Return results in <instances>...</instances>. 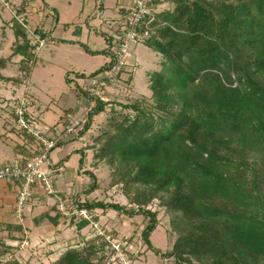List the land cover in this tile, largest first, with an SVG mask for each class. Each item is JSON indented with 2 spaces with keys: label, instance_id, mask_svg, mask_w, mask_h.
Here are the masks:
<instances>
[{
  "label": "trees",
  "instance_id": "1",
  "mask_svg": "<svg viewBox=\"0 0 264 264\" xmlns=\"http://www.w3.org/2000/svg\"><path fill=\"white\" fill-rule=\"evenodd\" d=\"M171 1L172 10L153 14L148 25L146 16L137 27L140 43L162 59L146 74L151 100L120 103L119 116L109 118L93 145L97 162L112 168V185L133 206L86 200L79 208L145 215L142 237L158 254L150 239L157 211L148 208L157 200L177 234L162 254L173 256V264H264V0ZM12 27L22 76L9 80L18 83L29 77L39 43L30 42L25 18L15 16ZM80 45L92 55H111ZM8 61L1 59L0 69ZM94 101L80 136L109 103ZM58 218L49 220L57 225ZM89 223L82 219L77 229ZM109 244L96 236L49 264H105ZM10 249L5 245L1 254Z\"/></svg>",
  "mask_w": 264,
  "mask_h": 264
},
{
  "label": "rangeland",
  "instance_id": "2",
  "mask_svg": "<svg viewBox=\"0 0 264 264\" xmlns=\"http://www.w3.org/2000/svg\"><path fill=\"white\" fill-rule=\"evenodd\" d=\"M100 1L104 0H0V42H4L3 49L0 48V60L9 58L8 63H13L16 62L13 60L19 58L18 55H13L15 42H13L11 25L8 21L11 16H17L18 9L26 13L27 30L41 29L40 25H42L45 30L52 29L49 34L53 31L56 38L77 39L81 35L80 41L87 43L92 49L107 48L109 44L101 34V26L108 23L118 24L121 17L116 19V13L109 8L101 9ZM153 6L152 13L155 14L165 9L172 10L174 3L171 0H162ZM56 13L60 15L59 23H57ZM81 29L82 34H80ZM75 30L78 32L73 33ZM107 31L110 32L111 29L108 28ZM149 34L151 35L152 32ZM149 34L146 33V36ZM37 54L38 60L32 74L33 81L40 87H44L45 84L52 87L48 94L40 97V101L44 106H49V110L53 112L51 114L58 119L65 104L64 97L71 98L70 86L65 80L66 71L74 69L80 74L88 75L100 67L105 56L102 55L103 53L100 55L86 53L80 43L69 44L50 39L39 42ZM161 60L159 55L143 43L135 44L130 48L128 67L120 73L113 84L104 90V100L109 102L104 111L92 117L91 127L83 136L78 133L72 136L77 137L74 140H77L76 143H73L77 144V147L74 151H70L71 156L66 163V171H71L74 179L68 180L70 193L62 191L71 215L67 218L60 213L61 225L66 226H60V233L54 234L53 237L41 234V230L38 231L37 237L33 233L27 234L24 231L17 232L0 227V264H11L12 259H16L19 264H49L68 248H81L88 240L96 236L110 242L103 251L106 258L105 264H173V256L162 254L172 250L177 234L171 232L170 215L164 208L159 207L157 200L148 208L157 211L158 225L150 239L153 246L160 250L161 253L158 254L148 247L142 237V230L149 223L148 217L143 214L130 215L112 209L82 208L88 212L90 223L81 230L77 229V225L85 217L79 212L73 214V211L79 208L78 204L86 200L119 203L126 209L133 206L124 196L121 186L112 185V168L103 161L97 162L98 158L94 157L93 145L96 136L105 127L109 118L119 116L120 103L124 104L135 98L150 99L151 91L148 88L146 74L158 69ZM62 85L65 86V90L62 89ZM31 86L33 87V84ZM79 91L81 106L78 111L68 113L73 117L85 108L90 109L95 105L94 99H90L89 102L81 87ZM24 98L20 97L16 100L19 102ZM5 107L11 109L10 105ZM46 123L52 125L50 122ZM68 147L63 146L53 150L49 154L48 161L54 163L59 152L61 156L68 151ZM72 147L75 148L74 145H71ZM82 156L83 164L80 165L79 158ZM93 186H95L94 190L90 191ZM49 233L53 235V232ZM5 245L10 246L11 249L1 254V250L5 251Z\"/></svg>",
  "mask_w": 264,
  "mask_h": 264
},
{
  "label": "crops",
  "instance_id": "3",
  "mask_svg": "<svg viewBox=\"0 0 264 264\" xmlns=\"http://www.w3.org/2000/svg\"><path fill=\"white\" fill-rule=\"evenodd\" d=\"M131 0H104L99 2V6L101 9L109 8L114 13H116V19H119L121 17L120 22L123 21V17L126 15L127 7L130 5ZM35 12V9H33ZM17 12V18H25V22L28 20L25 16V11H22L20 13ZM105 11H103L104 13ZM19 14V15H18ZM15 16H11L8 20L11 25V31L13 35V39L16 41V35L14 32V29L12 27L13 25V19ZM56 19L57 23L60 22V15L56 13ZM114 23L113 25L111 23H108V25H102L101 26V34L104 35L105 41H106V33L107 29H114L119 24ZM26 28H28L27 22H26ZM33 28V27H31ZM41 29L34 28L28 29V38L31 43H39L41 40L39 31H42L45 33V38L43 40L50 39L51 41H59V40H66V42L62 43H69V44H78V43H84L88 46L87 43L80 41L81 35L77 39H65V38H56L53 35V31L49 34V30H45L42 25H40ZM44 29V30H43ZM35 31V32H34ZM78 32V30H75L73 33ZM34 33V37L32 38V34ZM83 33V30H80V34ZM39 35V36H37ZM4 39V38H2ZM61 42V41H59ZM107 42V41H106ZM4 42H0V48H2V45ZM89 47V46H88ZM83 48V47H82ZM93 51H102L105 48L102 49H92ZM39 49V47H38ZM84 49V48H83ZM85 51V50H84ZM86 52V51H85ZM88 53V52H86ZM90 54V53H89ZM100 55V54H96ZM104 55V54H102ZM36 62L33 65L31 69V73L29 77L26 80H22V82L15 83L9 78L13 77H19L21 78V69H20V60L21 56L18 55V60H13L16 62L13 63H7L4 68L0 69V75L2 76V79H0V166H2L4 163H6L8 160L16 157V156H31L32 154H35L39 151L41 148V144L35 139V137L31 134L26 133L25 131L19 129L17 125V117L14 113L11 112V109L9 107H5L7 105H11L14 100L20 97H25L28 101V111L29 114L36 117L37 122L39 123L40 127L44 130L45 134L48 138H53L55 135V131L62 130L63 128V121L65 119L66 114L69 112H76L81 106V101L79 100L80 97V91L77 87L76 82H78L75 77L78 76L80 73L78 71H75L74 69H68L65 73V80L69 84L71 98L64 97L65 104L62 108V113L60 117L57 119V117L53 116L51 113L52 111L49 110V106H44L43 103L40 101V97L44 94H48L49 91H51V88L49 85H44V87H40L38 84H36L33 81V71L37 64L38 60V54L36 49ZM105 58L103 60V63L100 65L102 67L107 61L108 57L104 55ZM99 67V68H100ZM98 68V69H99ZM95 69L94 71L98 70ZM91 71V72H94ZM75 79V80H74ZM33 84V87L31 86ZM76 84V86H75ZM73 86V88H72ZM63 90H65V86H61ZM68 88V89H69ZM75 89V90H74ZM17 101V100H16ZM59 116V115H58ZM46 122H50L52 125L47 124ZM71 134L68 136L65 140L63 145L58 146L56 148H60L63 146H70L68 147V151L61 154L60 152L58 155L57 160L54 163H51L48 161V164L59 166L60 170L58 171V175L55 178L56 185L61 189V191L65 190L70 193V189L68 187V180L71 178L74 179L71 171H66V163L70 159V151H74L76 149V145L73 143H76L74 141L77 137ZM83 136V135H82ZM71 145H74L75 148H71ZM56 148H53L50 153L55 150ZM77 152V151H76ZM80 152V151H79ZM49 153V154H50ZM49 159V156H48ZM80 159V158H79ZM63 160V165L60 166V161ZM80 164V160H79ZM78 164V165H79ZM66 175V176H65ZM20 180L16 179L14 181H7V180H0V227H5L7 229H13L15 226H21L22 230L27 234H34L35 236H39L38 231L41 230L43 235H50L54 236V234L60 233V226H66L61 225L60 222V214L58 218V224H53L49 217H54L57 215L56 208L52 206L51 202L52 199L44 195L42 192H39L36 194L33 199L27 204L24 213L21 215L17 211V204H18V187L20 185ZM64 222V220H63ZM14 231V230H12ZM18 232V230H17ZM49 232H53V235H51Z\"/></svg>",
  "mask_w": 264,
  "mask_h": 264
},
{
  "label": "built area",
  "instance_id": "4",
  "mask_svg": "<svg viewBox=\"0 0 264 264\" xmlns=\"http://www.w3.org/2000/svg\"><path fill=\"white\" fill-rule=\"evenodd\" d=\"M153 4L154 0H131L126 15L122 18L123 21L110 32L105 31L109 41L107 49L111 53L110 57L108 56L107 66L95 74H85L83 77L79 74L75 77L89 102L95 97L104 100V90L113 84L120 73H123L128 67L130 48L140 43L137 27L146 16L150 17L147 23L153 19ZM27 106L28 101L25 98L19 102L14 100L10 105L11 110L17 116L19 129L33 135L41 144V148L31 156H16L0 166V180L12 182L18 179L21 181L18 187L17 211L19 214L22 215L33 197L42 192L52 199L51 204L56 208V211L68 218L71 213L67 200L64 199L62 191L55 181L60 167L48 164V156L60 141L83 129L92 108H85L74 117L68 114L63 121V129L60 131L55 128V135L50 139L40 127L36 117L29 114ZM74 212H79L84 215L85 219H89L88 212L82 208H76L73 214H75Z\"/></svg>",
  "mask_w": 264,
  "mask_h": 264
}]
</instances>
